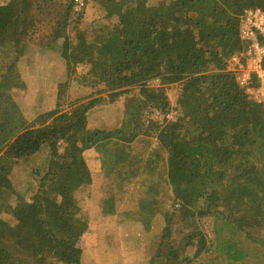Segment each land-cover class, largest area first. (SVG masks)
Listing matches in <instances>:
<instances>
[{
	"label": "trees",
	"instance_id": "trees-1",
	"mask_svg": "<svg viewBox=\"0 0 264 264\" xmlns=\"http://www.w3.org/2000/svg\"><path fill=\"white\" fill-rule=\"evenodd\" d=\"M76 4L0 2V264H81L89 219L79 190L93 182L85 154L93 148L102 154V215L129 208L125 216L149 229L161 214L166 247L157 264H186L207 253L216 255L206 264H243L252 253L247 240L255 254L264 252L256 231L264 225V103L227 67L247 47L240 33L245 10L264 9V0H98L103 18L93 26L73 19ZM32 41L59 50L68 76L75 73L60 84L58 101L72 82L94 94L108 91L112 100L139 87L119 125L87 126L102 96L28 122L10 92L23 83L16 66ZM154 78L182 83L176 118L167 117L166 88L148 86ZM42 152L46 163L30 165L39 177L30 182L33 194L12 204L14 168ZM207 216L214 217L213 240L199 229ZM177 219L186 229L179 238L171 229Z\"/></svg>",
	"mask_w": 264,
	"mask_h": 264
},
{
	"label": "rangeland",
	"instance_id": "rangeland-1",
	"mask_svg": "<svg viewBox=\"0 0 264 264\" xmlns=\"http://www.w3.org/2000/svg\"><path fill=\"white\" fill-rule=\"evenodd\" d=\"M8 0H0L5 3ZM74 20H82L84 24L92 22V26L96 25L100 18H103V12L98 5V0H82L75 5ZM116 22L117 19L112 20ZM72 26V25H71ZM99 26V25H98ZM236 55L233 54V56ZM233 56L228 60V70H234L235 61ZM16 71L20 75L23 83H19L11 89V97L21 111V115L31 122L37 116L59 107L60 110L66 111L74 106L90 99L102 96V100L88 112L87 126L89 128H116L125 116V102L128 97L135 95L139 91V87H135L130 94L121 95L115 100L109 97V92L100 90L99 94H94L95 89L81 88L77 84H69L62 90L61 100L58 101V93L60 84L69 81L66 69V60H64L59 50L43 49L33 41L28 43V48L21 55L16 66ZM86 66H79V72H85ZM77 82V80L75 81ZM151 87L166 88L171 108L167 114L169 119H174L180 114L178 109V99L182 89V83H164L161 78H154L149 83ZM137 96V95H135ZM147 113H144L142 122L146 123ZM162 118V116H160ZM46 152H42L32 159V162L17 165L12 174L14 179V193L11 194L9 200L14 203V199L21 196L28 199L34 192L30 186V182L37 184L39 177L30 175V165L42 167L48 157ZM86 158L90 169L93 173V182L83 186L79 193L85 198L82 214L89 219V229L84 233L80 240L82 248L81 264H157L159 260L156 255L160 249L166 247L160 243L161 229L163 227L161 214L158 213L151 219L150 228L147 229L143 222L125 216V208L120 213L110 215H100L99 198H100V182H101V151L99 148H93L86 151ZM253 158V157H252ZM28 165V166H27ZM19 192V193H18ZM170 204L169 198L164 200L162 211ZM10 212H2V216L10 219ZM179 223H175L171 229L174 237H182L186 233V229L182 227L183 223L177 219ZM181 229V232L178 231ZM178 229V231H177ZM209 240L214 238V217L207 216L201 220L199 227ZM258 235L264 238V225L256 230ZM243 240V238H241ZM243 246L250 251L251 255L243 262V264H264V252L255 254L253 246L247 240ZM163 250V249H162ZM189 254L193 252L189 250ZM216 254L207 253L203 256L193 258L189 263L206 264L210 257ZM209 262V261H208Z\"/></svg>",
	"mask_w": 264,
	"mask_h": 264
},
{
	"label": "built area",
	"instance_id": "built-area-1",
	"mask_svg": "<svg viewBox=\"0 0 264 264\" xmlns=\"http://www.w3.org/2000/svg\"><path fill=\"white\" fill-rule=\"evenodd\" d=\"M82 0H76L77 4ZM246 49L234 55V70L239 86L253 100L264 103V9L245 10L240 28Z\"/></svg>",
	"mask_w": 264,
	"mask_h": 264
},
{
	"label": "crops",
	"instance_id": "crops-1",
	"mask_svg": "<svg viewBox=\"0 0 264 264\" xmlns=\"http://www.w3.org/2000/svg\"><path fill=\"white\" fill-rule=\"evenodd\" d=\"M101 212V211H100ZM99 212V214L101 215V213Z\"/></svg>",
	"mask_w": 264,
	"mask_h": 264
},
{
	"label": "bare ground",
	"instance_id": "bare-ground-1",
	"mask_svg": "<svg viewBox=\"0 0 264 264\" xmlns=\"http://www.w3.org/2000/svg\"><path fill=\"white\" fill-rule=\"evenodd\" d=\"M231 70V69H230Z\"/></svg>",
	"mask_w": 264,
	"mask_h": 264
}]
</instances>
